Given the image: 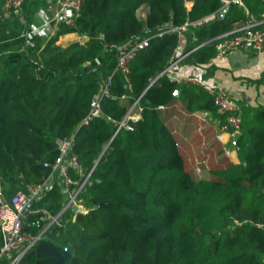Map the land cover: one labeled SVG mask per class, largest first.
<instances>
[{
	"label": "trees",
	"instance_id": "obj_1",
	"mask_svg": "<svg viewBox=\"0 0 264 264\" xmlns=\"http://www.w3.org/2000/svg\"><path fill=\"white\" fill-rule=\"evenodd\" d=\"M26 1L5 18V0H0L4 191L10 195L46 179L51 167L44 162L55 161L61 137L75 135L72 151L81 166L70 168L73 181L96 165L81 194L89 210L67 209L29 250L24 264H264V223L246 220L264 217V105L243 107L238 159L223 153L209 164V174L200 176L175 129L183 111L216 113L213 97L194 83L158 76L177 55L182 38L184 52L203 43L192 56L197 64L208 63L217 53L209 39L238 20L260 18L263 0L230 3L222 18L217 12L223 0H191L190 7L185 0H82L75 24L62 22L44 42L31 33ZM49 1L31 5L47 8ZM142 6L149 7L145 18L138 13ZM210 14L216 16L194 24ZM185 21H190L185 31L173 29ZM68 32L88 39L57 43ZM146 37L149 45L131 60L126 80L116 69L118 51ZM256 81L264 84V72ZM106 83L109 93L102 96ZM140 94L142 118L113 137ZM100 97V112L92 115ZM195 119L187 117L185 131ZM54 175L31 204L35 211L27 213L28 232L39 233L47 213L57 214L66 201L62 177ZM102 201L107 202L100 206Z\"/></svg>",
	"mask_w": 264,
	"mask_h": 264
},
{
	"label": "built area",
	"instance_id": "obj_2",
	"mask_svg": "<svg viewBox=\"0 0 264 264\" xmlns=\"http://www.w3.org/2000/svg\"><path fill=\"white\" fill-rule=\"evenodd\" d=\"M24 1L25 0H5L3 12L11 14L12 11H20ZM223 1L224 6H228L230 3L244 5V0ZM185 3L187 7H190L191 0H185ZM81 7L82 0H50L46 8L49 14L48 21L56 24V27L62 22L74 25L77 17L81 13ZM215 16V14L207 15L205 18L195 21L194 24L207 22ZM189 24L190 21H185L183 25L173 27V29L181 33L187 29ZM163 34L164 32L158 33V35ZM209 40H214L216 43V57L232 53L244 47H252L256 51L264 53V12L260 18H252L249 21H244L239 25L217 34ZM202 44L203 43L195 45L189 49L187 53L195 51ZM148 45L149 37H146L133 40L119 49L116 69L123 73L126 80H129L128 74L130 73L131 60L139 50ZM180 58L181 57L174 56L170 64L158 76L167 74L170 79H175V64ZM182 81L194 83L204 88L212 95L217 111L223 116V120L217 127L215 137L218 141L224 143V145L231 142L229 146L224 147V153L228 156H232L234 152V137L236 132H240L242 125L241 106L235 101L231 93L220 84L211 83L197 75H185ZM108 82H110V80ZM108 85L109 83H106L102 96L108 95ZM142 95L143 94L138 95L132 101L122 120L117 122V128L113 137L121 127L133 129L131 121L142 118V107L140 106ZM101 97L96 102L92 115H96L100 112ZM122 97L125 99L126 95L124 94ZM158 107L165 108V105L160 104ZM198 114L200 119L205 122L211 118V112L209 110H200ZM109 118L112 119L111 117ZM199 128L202 129L201 127ZM74 141L75 135L57 139L56 144L59 149V155L52 163L48 161L44 162L45 166L51 167V173L43 181L28 182L23 188L18 189L10 195L5 193L2 182H0V264H24L25 256L29 250L35 246L36 242L51 225L60 222L63 213L67 209L73 208L75 214L87 212L89 210L81 194L85 185L90 181L96 163L85 174L82 180L73 181L69 173L70 168H80L81 166L78 156L72 151ZM206 163V159L197 160L194 167L195 172L199 174L202 171L203 165ZM56 173H59L62 177L64 189L67 193L66 201L61 210L55 215L47 213L45 209H42L43 212L47 213L46 218L48 222L41 226L39 233L34 234L28 232L25 230L26 216L28 212L35 211L31 209V204L35 199H38L44 194L48 186H50L54 180V174ZM41 218L43 219L45 217L42 216ZM36 224L40 226V220H37Z\"/></svg>",
	"mask_w": 264,
	"mask_h": 264
},
{
	"label": "crops",
	"instance_id": "obj_3",
	"mask_svg": "<svg viewBox=\"0 0 264 264\" xmlns=\"http://www.w3.org/2000/svg\"><path fill=\"white\" fill-rule=\"evenodd\" d=\"M32 8L33 10L27 16L30 22L31 33L38 40L44 42L55 33L57 29L56 24L48 21L49 14L46 7L32 5ZM140 9H145L146 16L149 7L142 6ZM10 15L4 13L5 18H8ZM22 20H25L24 17ZM242 22L244 21L238 20L233 23L232 27ZM87 39L88 36L86 34L68 32L60 35L57 43L65 46L73 41L78 40L84 42ZM184 44V39L182 38L181 48H179L176 55L181 58L175 64V79L184 82L182 79L185 75H197L211 83L220 84L231 93L235 101L241 106V110H243V107L257 106L259 104L264 105V84L256 81L264 72V53H260L252 47H244L220 57L215 56L206 64H197L193 63L195 62V58L192 56V52L187 53V51H183L182 47ZM185 59L189 60L184 62L183 60ZM176 105L178 107L181 106L180 103ZM198 113L199 111H183V116L177 120L176 125L179 124V127L175 131L184 139L183 149L185 150V155L188 157L191 167H195L197 160L206 159L207 163L203 165L202 171L198 175L207 176L209 174V164L219 162L223 156L224 147L229 146L231 142L224 145V143L218 141L215 137L217 127L223 120V116L218 111L211 113V118L206 122L200 119ZM192 114L195 115L196 119L191 122L192 124L189 130L185 131L183 123ZM235 147L234 144V152L232 156H229L232 160L238 159V153Z\"/></svg>",
	"mask_w": 264,
	"mask_h": 264
},
{
	"label": "rangeland",
	"instance_id": "obj_4",
	"mask_svg": "<svg viewBox=\"0 0 264 264\" xmlns=\"http://www.w3.org/2000/svg\"><path fill=\"white\" fill-rule=\"evenodd\" d=\"M32 1H34V0H27V1H26L25 10H26V11H27V10L29 11L28 14H30V12L33 10L32 5L30 4V3H32ZM145 14H146L145 9H139V15H140L141 17L145 18ZM180 45H181V44H180ZM180 48H181V46H180ZM182 48H183V47H182ZM188 60H189V59H187V60L185 59V60H183V61H184V62H187ZM189 63H192V62H189ZM193 63H195V62H193ZM241 103H243V102L241 101ZM242 107H243V105H242ZM244 217H246V215H245V214H242V218H244ZM246 220L249 221V222L257 223V224H262V223H264V217H263V216H260L259 219H255L254 216L251 215V216H249Z\"/></svg>",
	"mask_w": 264,
	"mask_h": 264
},
{
	"label": "water",
	"instance_id": "obj_5",
	"mask_svg": "<svg viewBox=\"0 0 264 264\" xmlns=\"http://www.w3.org/2000/svg\"><path fill=\"white\" fill-rule=\"evenodd\" d=\"M226 11H227V7L224 6L220 11L217 12V16H218L219 18H222V17L224 16V14L226 13ZM179 93H180V90H179V89H176V90H175V95H179ZM240 136H241V132H236L235 137H234V144H235V146L238 145V140H239V137H240ZM106 202H107V201H102L99 205L102 206V205H104ZM67 249H68L70 252L74 253V249H73V248L68 247Z\"/></svg>",
	"mask_w": 264,
	"mask_h": 264
}]
</instances>
